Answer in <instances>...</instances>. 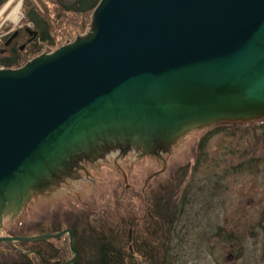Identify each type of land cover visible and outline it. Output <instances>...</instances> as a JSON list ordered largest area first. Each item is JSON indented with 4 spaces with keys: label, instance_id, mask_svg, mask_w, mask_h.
<instances>
[{
    "label": "water",
    "instance_id": "obj_1",
    "mask_svg": "<svg viewBox=\"0 0 264 264\" xmlns=\"http://www.w3.org/2000/svg\"><path fill=\"white\" fill-rule=\"evenodd\" d=\"M262 121L264 0H101L86 34L0 70V232L83 164L165 162L190 133ZM65 235L75 264L71 231L0 244Z\"/></svg>",
    "mask_w": 264,
    "mask_h": 264
},
{
    "label": "rangeland",
    "instance_id": "obj_2",
    "mask_svg": "<svg viewBox=\"0 0 264 264\" xmlns=\"http://www.w3.org/2000/svg\"><path fill=\"white\" fill-rule=\"evenodd\" d=\"M24 3L8 0L0 10V41L33 30ZM18 6L14 22L10 15ZM89 25L83 33L58 38L59 46L44 48L33 59L72 43ZM138 154H114L107 161L83 164L75 181L33 197L17 218L6 219L0 236L20 237L40 228L75 229L85 241L117 218L131 215L137 220L136 227L129 228V249L140 261L133 240L142 225L152 226L163 211L169 216L159 223L160 264H264V121L220 124L190 133L164 156L165 162ZM157 203L166 206L159 208ZM65 242L69 243L67 236ZM86 243L88 252H94L93 240ZM21 258L11 247L0 245V264H21Z\"/></svg>",
    "mask_w": 264,
    "mask_h": 264
},
{
    "label": "trees",
    "instance_id": "obj_3",
    "mask_svg": "<svg viewBox=\"0 0 264 264\" xmlns=\"http://www.w3.org/2000/svg\"><path fill=\"white\" fill-rule=\"evenodd\" d=\"M8 0H0V10ZM100 0H75L64 2L63 0H25L24 10L28 23H32L33 30L20 31L11 38L0 41V63L5 69H18L23 67L31 59L39 55L44 48L59 46L57 39L72 37L73 32L83 33L90 23V17ZM164 203V202H163ZM159 208H165L166 204L157 203ZM158 220L151 223L152 226L142 225L140 236L133 240L136 252L141 256L140 261L134 260L130 249L129 228L136 227V216L125 215L122 219L107 225L103 232L91 233L85 241L78 237V232L72 229L75 238V250L78 259L75 264H160V236L161 226L165 221V212L158 211ZM61 231L44 228L36 229L31 234L23 236L43 235L47 233H59ZM93 240L94 252H88L87 242ZM65 238L52 239L39 243H24L23 252H33L30 255H21V264H66L72 255L70 241L67 244ZM95 243V244H94ZM32 245L28 250L26 245ZM91 250V251H93ZM72 259V258H71ZM70 259V260H71Z\"/></svg>",
    "mask_w": 264,
    "mask_h": 264
},
{
    "label": "bare ground",
    "instance_id": "obj_4",
    "mask_svg": "<svg viewBox=\"0 0 264 264\" xmlns=\"http://www.w3.org/2000/svg\"><path fill=\"white\" fill-rule=\"evenodd\" d=\"M19 13H20V7L18 6L10 15V18L14 21L17 22L18 21V17H19Z\"/></svg>",
    "mask_w": 264,
    "mask_h": 264
},
{
    "label": "flooded vegetation",
    "instance_id": "obj_5",
    "mask_svg": "<svg viewBox=\"0 0 264 264\" xmlns=\"http://www.w3.org/2000/svg\"><path fill=\"white\" fill-rule=\"evenodd\" d=\"M31 253H33V252H31Z\"/></svg>",
    "mask_w": 264,
    "mask_h": 264
}]
</instances>
